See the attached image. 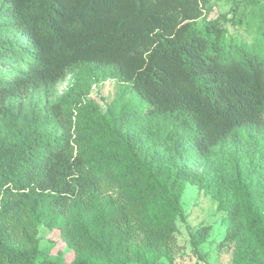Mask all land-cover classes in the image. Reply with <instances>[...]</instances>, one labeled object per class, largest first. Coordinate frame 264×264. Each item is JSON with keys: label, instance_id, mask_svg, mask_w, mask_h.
Listing matches in <instances>:
<instances>
[{"label": "trees", "instance_id": "obj_1", "mask_svg": "<svg viewBox=\"0 0 264 264\" xmlns=\"http://www.w3.org/2000/svg\"><path fill=\"white\" fill-rule=\"evenodd\" d=\"M209 1L0 0V264H156L175 253L186 186L211 193L177 164L184 144L206 159L264 120V31L247 46L225 18L197 27ZM70 72L71 87L43 100ZM109 80L116 96L102 112L89 95ZM219 201L233 264H263L264 228L249 236L236 199ZM40 226L70 262L38 259ZM204 240L202 228L190 234L198 257Z\"/></svg>", "mask_w": 264, "mask_h": 264}, {"label": "rangeland", "instance_id": "obj_2", "mask_svg": "<svg viewBox=\"0 0 264 264\" xmlns=\"http://www.w3.org/2000/svg\"><path fill=\"white\" fill-rule=\"evenodd\" d=\"M240 14L252 17L254 23L247 28L228 21ZM222 18L225 20L221 24L229 38L239 44L253 46L258 27L264 31V0H210L204 6L203 16L196 26L201 27ZM74 75V72L68 73L48 97L41 94L43 100L48 104L58 100L71 87ZM116 91L117 83L109 80L92 86L89 97L104 112L116 96ZM177 164L203 176L211 193L200 190L196 185L186 186L180 201L184 221L179 218L175 220V253L161 252L156 264H233L234 242L229 239L227 211L219 209V199L224 200L229 196L236 199L249 236L250 227L257 232L264 228V120L255 132L232 134L223 146L216 147L206 159L199 158L190 144L185 143L184 155L178 156ZM199 228L205 234L204 242L198 247L200 257L194 253L190 243V234ZM142 236L138 234L133 242L141 241ZM38 237V259H64L70 262L74 258L73 251L58 233L50 234L49 230L40 226ZM260 259L264 264V254Z\"/></svg>", "mask_w": 264, "mask_h": 264}]
</instances>
